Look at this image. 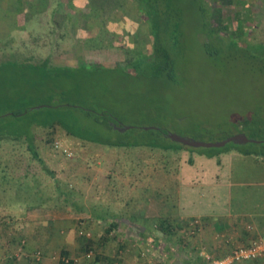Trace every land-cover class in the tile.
<instances>
[{"label": "rangeland", "instance_id": "1", "mask_svg": "<svg viewBox=\"0 0 264 264\" xmlns=\"http://www.w3.org/2000/svg\"><path fill=\"white\" fill-rule=\"evenodd\" d=\"M210 2L212 23L222 39L206 28L200 2L180 0V42L170 75L126 62L134 54L136 59L152 54L155 44L150 23L133 0H0V40L11 38L12 51L97 69L76 72L72 81L57 79L59 83L45 79L37 68L0 69V110L18 111L28 104L31 114L12 117L23 129L32 119L74 113L80 119L75 123L103 139H161L158 129H164L215 142L241 131L260 141L247 146L264 152V0ZM2 46L0 59L12 53ZM58 104L76 108H42ZM97 114L106 115L97 122ZM104 122L130 128L108 130ZM34 136L44 163L34 159L23 140L0 142V169H7L9 180L0 188V264H42L46 259L67 264L60 247H46L72 230L78 257L88 260L90 240L91 258L99 260L120 237L114 231L109 235L113 240L104 238L111 221L142 211L158 213L166 169L174 182L178 176V151L89 142L61 126L36 127ZM83 230L90 236L84 237ZM37 251L38 261L33 256Z\"/></svg>", "mask_w": 264, "mask_h": 264}, {"label": "crops", "instance_id": "2", "mask_svg": "<svg viewBox=\"0 0 264 264\" xmlns=\"http://www.w3.org/2000/svg\"><path fill=\"white\" fill-rule=\"evenodd\" d=\"M249 143L213 155L178 151L177 179L166 169L162 202L154 200L161 202V210L116 216L120 237L115 247L104 250L105 257L79 258L73 230L46 249L60 247L63 256L72 258L69 264H211L207 255L221 258L249 245L264 237V152ZM240 264H264V257Z\"/></svg>", "mask_w": 264, "mask_h": 264}, {"label": "trees", "instance_id": "3", "mask_svg": "<svg viewBox=\"0 0 264 264\" xmlns=\"http://www.w3.org/2000/svg\"><path fill=\"white\" fill-rule=\"evenodd\" d=\"M134 3L138 6L139 11L146 16V19L149 21L151 28L153 30V33L155 35V44L153 47V53L152 54H146L144 56H140L138 59H136V54L131 56L129 60H126V62L130 64H134L135 66L139 68H146L148 70H159L161 72H166L170 75H173L176 67V63L174 61L175 56L174 54V47L179 44L180 42V36L176 34V31L180 28L181 20H182V10L180 5V0H133ZM200 2L202 5V11H204L207 14V17L205 16V25L208 31L214 35V37H220L222 39L223 36H221L218 33V30L213 26L212 23V6L210 0H189V4H192L194 2ZM14 41H12L11 38L1 41L0 44L3 46L2 49H9L12 51L14 47ZM207 46V50L210 49L209 43H205ZM136 56V57H135ZM120 63V62H119ZM12 67V68H22V67H28L30 69L40 70L41 73H43L45 79H63L67 81H72L73 79H76V72L79 71H85V72H93L97 69H88L90 65L88 64H80L76 66H69V65H58L54 64L51 59L49 58H36V57H30L28 55H25L22 51L21 52H14L6 54V56L2 57L0 59V69ZM55 74V75H54ZM59 83V80H57ZM68 81V82H69ZM62 89L64 88L61 87ZM64 90V89H63ZM11 98L7 99V102H11ZM28 104H24L20 110L18 111H10L8 107H2L0 112V142L8 141V142H27L28 149L32 153V156L37 161L44 163L43 159L41 158L39 151L35 147L34 143V128L36 127H47V128H56V126H61L64 128L68 134L73 135L75 137H78L80 139H84L89 142H101L102 144H107L110 146H120V147H132V146H152L154 148L162 149V150H169V151H180L182 149H187L190 151L194 150H200L207 152L209 155H213L215 152L220 153L223 151H227L231 147H239L244 146V144H236L234 142L228 143L224 147H201V148H194L190 146H185L184 144L180 142H176L172 140L170 137L166 135L168 131L164 129H158L164 138H143L142 140H133L129 136L123 135V137L114 138H95L91 134V129L87 128L82 122H77L80 119L74 115V113H67L63 114L61 117L56 119H48L44 118L42 120L39 119H32L26 122V128L23 129L20 125L19 120H12V117H22L24 115H29L32 112V109L27 106ZM10 106V105H9ZM64 107L65 109H73L76 108V106L71 104H58L56 106L51 105H45L42 106L44 109H51L53 108H61ZM41 108V109H42ZM77 108H80L77 106ZM87 111V114H89L88 109H84ZM90 115V114H89ZM105 116L106 114H101ZM100 114L97 115H91L95 118L97 122H99ZM105 127L108 130H114L117 125L116 122L111 124V122H104ZM118 126V125H117ZM15 127V128H14ZM20 127V128H19ZM9 129V130H8ZM97 130V129H96ZM115 130L117 131H123L118 128ZM166 139H170L171 141H174L176 143L175 145L166 144ZM104 140V141H103ZM46 169V168H45ZM6 168L2 167L0 169V188L5 184V182H8V176L6 172ZM7 189L4 187V190ZM60 193L65 194V198L63 199L65 202H69V197L67 196V192L59 187ZM21 196V195H19ZM22 199V198H20ZM15 202V200H14ZM17 202L21 203V200H17ZM28 205V204H27ZM26 205V206H27ZM119 228V221H116L113 219L111 221L110 225L108 226L106 233L104 234V238H109L108 235L111 234L112 231H115ZM85 237V235L83 234ZM92 241H88V244L86 246V250L93 249L92 247ZM94 250V249H93ZM39 252V251H37ZM36 252V253H37ZM65 254V253H64ZM67 255V254H66ZM35 256V255H33Z\"/></svg>", "mask_w": 264, "mask_h": 264}, {"label": "built area", "instance_id": "4", "mask_svg": "<svg viewBox=\"0 0 264 264\" xmlns=\"http://www.w3.org/2000/svg\"><path fill=\"white\" fill-rule=\"evenodd\" d=\"M198 223V220L195 221ZM81 234H84L86 237L90 236V231L83 230ZM41 252L35 254L37 261L40 259ZM87 257L94 256V250H88L86 253ZM64 263L69 264L70 258L62 256ZM211 264H240L246 261H253L259 258L264 257V237L259 236L254 238L249 245L237 246L233 251L221 258H212L211 256H206ZM148 264H155L154 261H150Z\"/></svg>", "mask_w": 264, "mask_h": 264}, {"label": "water", "instance_id": "5", "mask_svg": "<svg viewBox=\"0 0 264 264\" xmlns=\"http://www.w3.org/2000/svg\"><path fill=\"white\" fill-rule=\"evenodd\" d=\"M116 128L120 130H127L130 128V126H124V127H117ZM151 127H146V129H150ZM166 135L170 137L172 140L176 142H180L184 144L185 146H190L194 148H201V147H206V148H211V147H224L230 142H234L236 144H244V143H249V142H260L256 139H251L249 136H247L244 133H237L232 136L227 137L224 140L221 141H215V142H206L202 140H197L193 139L190 137L182 136L173 132H167Z\"/></svg>", "mask_w": 264, "mask_h": 264}]
</instances>
